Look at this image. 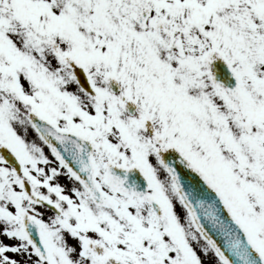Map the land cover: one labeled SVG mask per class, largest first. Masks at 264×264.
<instances>
[{
	"label": "snow or ice",
	"instance_id": "snow-or-ice-1",
	"mask_svg": "<svg viewBox=\"0 0 264 264\" xmlns=\"http://www.w3.org/2000/svg\"><path fill=\"white\" fill-rule=\"evenodd\" d=\"M0 264H264V0H0Z\"/></svg>",
	"mask_w": 264,
	"mask_h": 264
}]
</instances>
